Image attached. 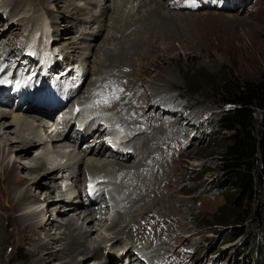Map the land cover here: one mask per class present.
Instances as JSON below:
<instances>
[{"label":"rangeland","instance_id":"rangeland-1","mask_svg":"<svg viewBox=\"0 0 264 264\" xmlns=\"http://www.w3.org/2000/svg\"><path fill=\"white\" fill-rule=\"evenodd\" d=\"M6 2L7 0H0V55L6 52L11 55L12 58L6 62L7 66L17 69L34 65L33 67L37 69L36 61L31 57L37 60L42 53L47 52L50 57L53 56L54 61L51 60L50 63L51 65L55 63L56 72L58 68L61 69H58V72H63L68 67L67 64H73L68 68H71L73 73L76 68L81 78V72H85L84 87L80 94L84 95L85 101L91 102L92 107L96 109L101 105L106 107L108 103L96 102L106 99L103 98L105 96L119 97L118 93L123 94L118 98L121 110L118 107V111L110 110L106 115L112 121L129 125L121 124L123 127L120 125L116 127L121 130L120 133L125 132L122 135H134V129L138 133L141 132L140 130L145 131L140 139L153 136L156 130L160 135V149L154 141L146 147L150 149L149 153L141 155L140 150L138 158L122 164L130 168L134 166L135 161L141 160L148 165L146 169L134 170L135 173L128 169L122 170L124 173L116 171L115 176L112 177L106 174L110 172V166L102 167L100 161L97 163L92 161L94 157L91 160L86 158L82 160V158L79 161L76 159L77 154L72 153L75 155L67 159L68 163L73 162L68 164V167L63 166L67 173H55L57 179L53 184L45 180L41 181L45 189H34V195L40 194L39 203L31 207L32 200L28 201L25 198L24 206L15 213V216H19L22 211L40 213L41 210H46V213L38 215V219L45 223L50 218L45 228L42 226V231L40 230L41 245L48 248L52 246L56 250L50 251L51 253L44 256L38 264H67L69 260L63 253L65 250H62L65 247L63 242L54 240L46 245L47 241L44 239L49 235L50 229L54 238L67 233V229L62 227L70 218L75 219V227L68 232L69 234H77L75 231L77 228L88 233L91 227L96 225L97 232L92 236L90 234L88 245L91 248H96L98 245L106 246L105 250L102 248V252L98 251V256L89 259L90 261L83 262L81 256H77V263L82 261L83 264H254L250 261V254L244 257L240 252L241 249H237L238 240L220 246L224 234L233 223L232 219H227L225 216L215 217L217 209L225 202L217 189L210 188L220 176L218 157L222 153L219 143L213 139L211 120L215 113L225 107L224 100L212 89H204L200 94L190 95L185 92L184 85L186 75L190 76L205 70L220 76L226 68H234L241 82L264 79V0H150L149 2L148 0H45L44 7L33 2L37 12L30 14L29 7L3 8ZM145 2L148 5L141 7ZM155 6L160 7L159 11L150 16L151 9ZM46 7L52 11L49 15L44 14ZM73 9L77 12L69 18L68 13ZM104 13H106L104 16L99 17ZM28 14L31 17L23 23L22 29L15 30L14 28L19 26L11 18L18 19ZM149 22L154 29L149 28ZM41 27L47 31L44 38ZM155 34L159 39H156L154 45ZM51 42L54 48L50 51L47 45ZM17 48L20 50L17 51ZM108 52L115 55L108 57ZM39 61L45 67L44 62ZM105 72L108 73L105 74L108 83H104L102 87L100 81L103 79L99 74L102 76ZM119 72L122 73L121 78L118 77ZM67 79L69 82L73 80ZM88 93L98 95L99 98L92 99L93 101L89 98L86 100L85 96ZM108 101L110 102L111 99L108 98ZM3 111L7 114H15L12 111ZM119 111L126 118L124 120L119 118L121 123L115 118ZM136 111L141 113L136 114ZM21 112L20 110L16 114ZM19 116L21 120H25L23 123L27 121L26 123L33 130L35 126L32 122L33 117L23 114ZM136 116L140 118L137 119ZM7 123L11 125L14 122L7 117L0 120V135ZM147 123H151L148 128ZM107 126L112 125L107 124ZM13 129L15 134L26 136V128L22 123L16 124ZM118 137L119 135L114 139L119 141ZM139 138L133 143L135 148H138L136 144ZM1 144L0 140V148ZM122 144L125 152L132 151L128 143ZM139 147L143 148L141 145ZM102 152L104 159L113 162V158H108L112 153L107 147L103 148ZM63 155L57 154L58 158ZM34 157L36 155L31 158ZM31 158L25 160L27 163L21 161L22 166L28 165ZM65 160L66 158H61L57 164H62ZM5 161L3 164L9 166L13 162L9 159ZM94 164L97 169L99 168L97 171L92 169ZM22 166H18L14 173L26 181L31 174L24 171ZM77 166L85 175H82L80 190L90 189L88 176L90 173L95 174L101 201L95 210L98 208L103 213L100 215V211L96 212V215L101 217L98 216V220L92 226L87 221L82 222L84 215L80 220L78 219L79 209L74 210L68 217L60 218L52 211L53 209H48L52 199H57V195H53L50 191L51 187L58 186L59 181L65 186L73 184L66 177L68 174L71 175L69 172H73ZM105 168H108V171ZM204 168H208L209 171L200 177V172ZM41 170L45 173L44 168ZM74 189L78 190L76 187ZM90 193L91 198L98 196L94 191ZM72 194L75 195V192ZM57 206L64 208L67 213L65 208L68 205L64 207L62 203H57ZM6 207L7 200L0 197V235H6L5 238L3 237L4 240H0V264H29L32 245L28 246L27 243L16 241L17 233L12 226L13 222L6 215L4 216ZM195 215L206 217L212 223L211 226L200 227L199 221L193 218ZM38 219L33 220L34 224L39 221ZM55 219L60 220V227L51 228V222ZM226 219L228 226L220 223V221L225 223ZM13 239L15 241H12ZM218 249L220 253H216ZM16 254L24 258L19 260ZM51 254H62V256L52 260L49 258ZM94 254L95 252L91 251L89 257L95 256ZM259 257L255 264H262L260 261L263 258Z\"/></svg>","mask_w":264,"mask_h":264},{"label":"bare ground","instance_id":"bare-ground-1","mask_svg":"<svg viewBox=\"0 0 264 264\" xmlns=\"http://www.w3.org/2000/svg\"><path fill=\"white\" fill-rule=\"evenodd\" d=\"M150 0H148L149 2ZM36 3L37 5H41L43 6L44 3H45V0H7V2L3 5V8L5 7L6 9L7 8H10V7H15L17 9H24V8H27L29 7V14L30 13H36V8H35V5L33 4ZM144 5L141 7H146L145 5L148 3L145 2L143 3ZM44 7V6H43ZM140 7V8H141ZM159 8L158 6H155V8L151 9V14L150 16L152 15H155L156 12L159 11ZM116 9L118 10L119 8L117 7L116 5ZM107 10V9H106ZM50 12L52 13V11H50L47 7L44 8V14L46 15H49ZM76 9H73L70 13H68V17L71 18L72 15L76 14ZM108 12V10H107ZM27 15V16H24V17H21V18H11L13 21L16 22L17 28H14L15 30H21L22 27H23V23L26 22L30 17L31 15ZM106 13L100 15L99 17H102L104 16ZM94 16V15H93ZM11 17V16H10ZM149 21V19H148ZM150 23V22H149ZM137 24H142L137 22ZM155 24V23H154ZM42 25V24H40ZM32 26V25H31ZM136 26V25H135ZM138 27H142L140 25H138ZM157 27V26H156ZM42 30V34L43 35V38L46 37L45 36V33L47 32L46 29L44 27H41ZM40 28V29H41ZM149 28L151 29H154L152 27V24L150 23L149 24ZM144 29V28H142ZM150 29V30H151ZM120 33V31H118V34ZM14 35V34H12ZM15 36H18V35H15ZM122 37H124L122 35ZM157 34H155V37H154V45L156 43V41L159 39H157ZM157 39V40H156ZM152 44V43H151ZM152 44V45H153ZM145 45V43L143 44ZM21 46V45H20ZM147 47H149L148 45H146ZM151 46V45H150ZM154 46H152L153 48ZM99 49V47H98ZM17 51H19L20 49L17 48L16 49ZM14 51V50H13ZM121 53V51H120ZM126 53V52H125ZM124 53V54H125ZM159 53V52H158ZM44 53H42L38 59L39 60H42L45 64V61L49 59V54L47 52H45V54L43 55ZM114 54V53H113ZM111 54L110 52H108V57L113 55ZM123 54V53H122ZM115 55V54H114ZM120 56V55H119ZM118 56V57H119ZM125 56V55H124ZM123 56V57H124ZM11 55L8 54V52H6L5 54H3L1 57H0V64H4L6 62H8L9 59H11ZM114 58V57H113ZM117 58V57H115ZM28 59V57H27ZM111 60V58H110ZM119 60V59H118ZM11 61V60H10ZM9 61V62H10ZM19 61V60H18ZM116 61V60H115ZM51 62V61H50ZM52 63V62H51ZM50 63V64H51ZM36 64V63H35ZM115 64V63H114ZM117 64V63H116ZM19 65V64H18ZM36 66H38V64H36ZM56 66V65H55ZM59 66V65H58ZM69 67V65H68ZM65 68L63 72H57V73H54V75H59L60 73H62L64 75V78H68V77H71V76H74L75 72L73 73L72 72V69L71 68ZM57 68V67H55ZM59 69V68H58ZM57 69V70H58ZM63 69V68H62ZM61 70V69H59ZM81 72V71H79ZM77 73V72H76ZM105 74H108L107 72H105L102 76L99 74V76L103 79V81H100L102 82L101 83V86L104 85V83L107 82V78ZM92 75V74H91ZM95 75V74H93ZM77 77L81 78L80 75L76 74ZM108 76V75H107ZM94 77V76H93ZM118 77H122V73L119 72L118 74ZM40 78V77H39ZM39 78H37V80L35 81V83L32 85V86H29L27 84V82L25 81L24 83L20 84L19 87H20V90H19V93L20 94H24L25 92V89H28L27 92H25V95H27V93H32L33 96H35L36 98H38L39 100L41 98H44V96H42V91H44L43 88L39 87L40 83H39ZM100 79V78H99ZM112 80V79H111ZM116 80V79H115ZM108 83V82H107ZM84 87V82L81 83V89ZM103 87V86H102ZM15 90V89H14ZM81 91V90H80ZM79 91V94L82 93ZM125 93H126V90H125ZM133 94V93H132ZM86 95V94H85ZM119 98L123 95V94H119ZM77 97V96H76ZM86 97V100L87 98L89 99H98V95H94V94H89ZM103 98H106L108 100L111 99L110 102H108V104L106 105V107H104L103 105L99 107H97V109L99 108V110L101 111H110V110H119L120 109V104H119V101L118 99H115L114 97H109V96H105ZM90 100V101H91ZM88 101V100H87ZM93 101V100H92ZM124 101V99L122 100ZM121 101V102H122ZM127 101V100H126ZM71 103V101H70ZM100 104V103H99ZM28 104H23V107L22 108H25ZM7 105H1L0 108V120H3L5 119L6 117L7 118H11L12 121L14 123H12L11 125L7 123V125L5 126V128L3 129V133L0 135V140L2 142L1 144V150H0V166H1V169H0V197L4 200H7V207L4 209L5 213H4V216L6 215L7 218L11 219V221L13 222V228L14 230L16 231V235H17V240L18 242H21V243H27V245H32L31 247V261L29 262V264H38L40 260L43 259L44 256L46 255H49L53 250L55 251L56 248L50 246L49 248L45 245H41V237H40V230L42 231V226H46V223L50 220V218H48L46 220L45 223H42V220L38 219V215L41 214V213H46V210H41L40 213H38L37 211H31V212H23L19 215V216H15V213L17 211H20L22 208L23 205V201L24 199L26 198L28 201L32 200V203H30L31 207L32 206H35L36 204L39 203V200H40V194L39 195H34L35 190H41V189H45L43 187V184L41 183L42 180H45L49 183H52L56 181L57 179V176L56 174H60L62 172H66V168H64L63 166H67L68 167V163L69 162V157H72L74 156L75 154H77L76 156V159L81 161L84 160L85 158L87 160H91L92 157H94L95 159H93L92 161H94L95 163H97L98 161H100L102 164V167H109L110 166V169L108 173H106L107 175H111L112 177L115 176L114 175V172H118V171H126V169L128 170H137V169H141V168H148V165L144 162H141V160H137L135 161V164L133 167H128L126 165H122V164H126L128 161L132 160V159H136L138 158V155H139V151H140V154L141 155H144L145 153H149L150 152V149H147L146 147H149V145L152 143V142H156L155 145H157V147L160 149V144H159V133L158 131L154 130V134L153 136L151 137H147V138H139L140 136H143L145 134V131H142L140 130L141 132L138 133L136 132V130L134 129L135 131V134L134 135H122L124 133H120L121 130H119V128H116L118 127V125L122 126H129L127 124H124V123H121L120 119L121 118L122 120L126 119L124 118L121 114H120V111L117 112V114L115 115L117 118V120L122 124H119L116 122V120H113L115 122L112 121V119L110 120L108 117V122L105 123V124H110L112 125V129L111 131L109 132L108 134V137L107 139H105V143H108L112 146H116L117 144L120 143V145L122 143H125L130 146L132 152L131 153H125L124 155H119V154H116V153H112L110 154L111 156L108 157V158H113V162H109L108 160L104 159L105 156L102 152V149L103 148H106V144L103 142V141H99L98 139L100 138V135L102 134V131H103V128H101V130L99 132H94L91 134V137L93 139V144L94 147L91 149V150H78V152L76 153L75 152V148L72 149L71 146H67V144H73L74 141L72 140L71 138V131L66 134L65 136H63L61 138V140L55 142L54 145L51 146H46L45 144L41 143V139L40 137H38L37 135V131L33 128V130L29 127V125L25 122L23 123V121L25 120H21L20 116L19 115H22L23 116H28V117H33V119L35 120V124L36 123H39L42 119L44 118H47V117H56V116H63V109L62 110H59V109H56L54 111H44L43 109H30L29 111L27 112H21L19 114H7L5 113L3 110L5 109ZM50 106H48L49 108ZM89 107L91 106H84L80 112V119L77 118L76 121L78 124H82L84 123L87 119L91 118V117H97L101 114V112H96L92 109H88ZM119 107V109H118ZM14 108H19V104H16ZM3 109V110H2ZM125 109V108H124ZM130 109V108H129ZM145 109V108H144ZM121 110V109H120ZM143 110H141L142 112ZM134 112V111H133ZM141 112H137L136 111V114L137 113H141ZM34 113V114H33ZM108 113V112H107ZM110 113V112H109ZM130 116V115H129ZM144 116V115H143ZM137 119H139L140 117L139 116H136ZM142 117V116H141ZM103 119L104 117H102L101 115L99 116L98 119ZM113 118V119H115ZM23 119V118H22ZM100 120H95L94 123H93V127L96 126L98 123H99ZM131 121V120H130ZM126 123V121H124ZM19 124V123H22L23 126L26 128V136L25 134L23 136H21V134H15L14 132V127L16 126V124ZM130 124V123H129ZM143 124V123H142ZM151 123H147V128L150 127ZM123 127V126H122ZM123 130V129H122ZM106 131V129L104 130ZM147 131V130H146ZM153 131V130H152ZM22 133V131H20ZM18 133V132H17ZM148 133V132H147ZM119 135L118 139L119 141H117L116 139H114L115 137L117 138V136ZM47 139H49L50 137H46ZM138 139V143L136 144L138 146V148L134 147L133 146V143L134 141ZM163 138V137H162ZM168 141V140H167ZM136 143V142H135ZM164 144V143H163ZM169 144V143H168ZM171 144V143H170ZM80 145V144H79ZM78 145V147H79ZM123 145V144H122ZM121 145V146H122ZM142 146L143 148L139 147V146ZM103 146H106V147H103ZM125 147V145H123ZM122 146V147H123ZM164 146V145H163ZM40 147H42V149L40 150ZM123 147V148H124ZM97 148V149H96ZM90 149V148H89ZM129 150V149H128ZM34 152H37V155L36 157L34 158H31L33 157L32 154ZM58 153H61V155H63L62 153H64L63 156H59L60 158H58L57 154ZM72 153H75L74 155H72ZM83 153V155L81 154ZM155 153V152H154ZM53 155L57 156V157H52ZM116 157V158H114ZM15 158V159H14ZM31 160L29 161L28 165H24L22 166V162L21 161H28V159ZM47 158V159H46ZM61 158H66V160L64 161V163L62 164H57V161ZM68 158V159H67ZM144 158V157H143ZM10 160L12 162V164L9 166V165H4L3 163L6 162L5 160ZM17 159V160H16ZM58 159V160H57ZM73 160L75 159L74 157L72 158ZM105 162H104V160ZM156 160V159H155ZM25 161V162H26ZM78 161V162H79ZM112 161V160H111ZM133 161V160H132ZM75 162L77 163V161L75 160ZM11 163V162H10ZM27 163V162H26ZM80 163V162H79ZM89 163V162H88ZM87 164V163H85ZM130 164V163H129ZM22 166V169L24 171H27L29 172V175L30 177L27 178L26 181H23L21 178L20 175L18 174H15V169L18 167V166ZM82 166V165H81ZM87 166V165H85ZM84 166V167H85ZM49 167V168H47ZM88 167V166H87ZM45 170V173L41 170L43 169ZM68 169V168H67ZM71 169V168H70ZM93 170H98L97 167L94 166L92 167ZM106 169V168H105ZM104 169V170H105ZM108 169V168H107ZM106 169V170H107ZM41 170V171H40ZM64 170V171H63ZM91 170V169H90ZM103 170V171H104ZM68 171V170H67ZM92 171V170H91ZM108 171V170H107ZM124 171H122L124 173ZM144 172V171H143ZM56 173V174H55ZM122 173V174H123ZM131 173V172H130ZM135 173V171H134ZM55 174V175H54ZM79 174L82 176H85L84 173L82 171H79ZM116 174V173H115ZM128 174V173H127ZM132 174V173H131ZM90 175H95L93 173H90ZM119 175V174H118ZM126 175V174H125ZM130 175V174H129ZM136 175H140V174H137ZM122 176V175H121ZM120 176V177H121ZM94 177V176H92ZM111 177V178H112ZM124 177V176H123ZM122 177V178H123ZM83 178V177H82ZM101 178V177H100ZM104 178V177H103ZM126 178V177H125ZM87 179V178H86ZM106 180V179H105ZM114 180H116L114 178ZM120 180V179H119ZM122 180V179H121ZM124 180V179H123ZM84 181V180H83ZM89 181V180H88ZM100 181V180H99ZM107 181V180H106ZM110 181V180H109ZM113 181V180H112ZM82 182V181H81ZM114 182V181H113ZM116 182V181H115ZM88 183V182H87ZM90 189L92 191H94V193H97L98 194V190L95 189V187H97L96 184V179L93 180L92 182H90ZM121 183V182H120ZM119 183V184H120ZM81 184V183H80ZM101 184V182H100ZM118 184V185H119ZM124 184V182H123ZM122 184V185H123ZM110 185V184H109ZM108 185V186H109ZM102 186V184H101ZM113 186V184L111 185ZM150 186V185H149ZM2 187H4V189H2ZM58 186H52L50 191H52V194L54 195H57L56 194V191H57V188ZM144 187V186H143ZM151 187V186H150ZM113 188V187H112ZM89 189V190H90ZM118 190V189H117ZM123 190V189H122ZM146 190V189H145ZM101 191V189H100ZM123 192V191H122ZM105 194V193H104ZM125 194V193H124ZM52 195V196H53ZM123 195V193H122ZM99 196V195H98ZM97 196V197H98ZM104 196V195H103ZM120 196V195H119ZM117 196V197H119ZM125 196V195H124ZM131 196V195H130ZM54 197V196H53ZM102 198V196H101ZM115 198V197H114ZM125 198V197H123ZM111 199V198H110ZM140 199V198H139ZM97 199L94 200V202L96 201ZM103 200V199H102ZM113 200V199H112ZM130 200V199H129ZM141 200V199H140ZM105 201V200H103ZM126 201V200H125ZM131 201V200H130ZM57 203H62L63 204V200L62 198H58V195H57V199L54 200L52 199L51 201V204L48 205V209H53L52 211L55 212L57 214V217H64V216H67L72 213L74 210L76 209H79L80 208L78 207V205L75 206V208H71V206H67V213L65 212L66 210H63V206H61L63 209L59 208V206H57ZM125 204V203H124ZM56 205V206H55ZM99 205V203L97 204ZM125 206V205H124ZM65 207V206H64ZM96 208V204L94 203H88V204H85V206L82 208L83 210H80V214L82 216V214H84V217L82 219V222L83 221H87L88 224H90L91 226L94 225V222L98 220V216H100L103 212H101L100 209L97 208V210H95ZM112 209V208H111ZM48 211V210H47ZM83 211V213H82ZM100 211V215H96V212ZM123 213V211H122ZM121 213V214H122ZM127 214V213H126ZM125 214V215H126ZM124 216V215H123ZM101 217V216H100ZM46 218V217H44ZM39 220V221H36L35 224H34V221L35 220ZM78 219L80 220V216H78ZM34 220V221H33ZM62 220V218H61ZM52 221V220H51ZM75 219L74 218H70L64 225L62 228H64L65 230L67 229V233H64L61 237L57 238V237H53L54 234L52 233V230L50 229L49 231V235H47V238L44 239V241H47L46 245L48 244V242L50 241H61L63 242V245H65V247L62 249L64 250V255L66 254L67 255V259L69 260L68 262L69 263H72L73 264H83L84 260H89L91 258H95L97 257V253L98 251L102 252V248L103 250H105V247L103 245H98V247L96 246V248H91V246L88 245V238L91 237L92 235H94V233L97 232V229H96V225L95 226H92L91 227V230L88 231H84L82 232L81 229L77 228V234H69L68 232H70V230L75 227V223H74ZM91 221V222H90ZM10 222V221H9ZM140 222V221H139ZM33 223V224H32ZM53 226V227H52ZM144 226V225H143ZM60 227V220L59 219H55L54 221L51 222V228H58ZM45 228V227H44ZM112 228V227H111ZM8 230V229H7ZM74 231V232H75ZM10 232V231H9ZM6 233V232H5ZM118 233V232H117ZM144 233V232H143ZM8 234V233H6ZM14 234V233H13ZM91 234V236H90ZM126 234V233H125ZM39 235V236H38ZM127 235V234H126ZM0 240H4V238L6 237V235L2 236L0 235ZM128 236V235H127ZM131 236V235H130ZM4 237V238H3ZM8 237V236H7ZM141 237V235H140ZM145 237V236H144ZM147 238V237H146ZM12 239V238H11ZM114 239V238H113ZM116 239V238H115ZM10 240V239H9ZM8 240V241H9ZM41 240V241H40ZM134 240V238H133ZM7 241V240H6ZM12 241H15L14 239ZM5 242V241H4ZM3 242V243H4ZM110 242V241H109ZM104 244V242H102ZM7 244V243H6ZM26 245V244H25ZM51 245V244H50ZM1 246V245H0ZM51 251V252H50ZM91 251H94L95 252V256H90L89 257V254ZM62 256V254H51L50 255V259L52 260H56V259H59L60 257ZM77 256H81V260H83V262L81 261L80 263H77ZM125 258V256H124ZM90 261V260H89ZM67 262V264H68ZM66 264V263H64Z\"/></svg>","mask_w":264,"mask_h":264},{"label":"trees","instance_id":"trees-1","mask_svg":"<svg viewBox=\"0 0 264 264\" xmlns=\"http://www.w3.org/2000/svg\"><path fill=\"white\" fill-rule=\"evenodd\" d=\"M204 89L215 90L225 106L211 120L213 139L222 153L218 157L220 176L210 188L217 189L225 202L215 217L225 216L233 223L220 246L238 240L235 246L244 257L250 254L255 264L261 256L264 264V79L241 82L234 68H226L220 76L205 70L185 76L186 93L200 94ZM208 171L204 168L200 177ZM193 218L200 227L212 224L201 215ZM227 219L220 223L228 226ZM16 258L24 257L16 254Z\"/></svg>","mask_w":264,"mask_h":264},{"label":"snow or ice","instance_id":"snow-or-ice-1","mask_svg":"<svg viewBox=\"0 0 264 264\" xmlns=\"http://www.w3.org/2000/svg\"><path fill=\"white\" fill-rule=\"evenodd\" d=\"M4 81H0V83H3ZM115 91V89H114ZM115 99H118L119 97H116L114 96ZM109 101L107 99H103V100H100V101H97L96 103H108Z\"/></svg>","mask_w":264,"mask_h":264}]
</instances>
